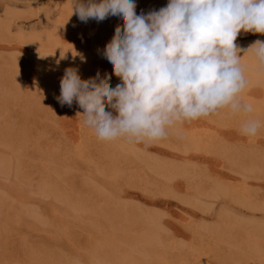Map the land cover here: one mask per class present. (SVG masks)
Listing matches in <instances>:
<instances>
[{
    "label": "rangeland",
    "instance_id": "obj_1",
    "mask_svg": "<svg viewBox=\"0 0 264 264\" xmlns=\"http://www.w3.org/2000/svg\"><path fill=\"white\" fill-rule=\"evenodd\" d=\"M73 3L0 0V25L11 28L0 41V159L8 161L0 168V194L8 202L0 206V264H117L102 244L113 232L128 244L154 234L166 264H264V253L246 243L247 236L264 233V111L221 109L176 124L150 144L99 140L83 124L75 100L71 107L58 100L69 67L85 80L99 72L111 75V87L120 83L107 59L89 46L95 24L66 20L78 18ZM122 23L116 17L103 36L113 37ZM73 35L60 47L31 42ZM258 39L264 35L242 31L236 44L246 50ZM76 52L89 55L91 66ZM241 98L262 109L264 86L249 85ZM249 118L261 121L254 137L240 130ZM222 186L229 191H217ZM148 217L154 227L147 226ZM135 250L134 260L150 264Z\"/></svg>",
    "mask_w": 264,
    "mask_h": 264
},
{
    "label": "clouds",
    "instance_id": "obj_2",
    "mask_svg": "<svg viewBox=\"0 0 264 264\" xmlns=\"http://www.w3.org/2000/svg\"><path fill=\"white\" fill-rule=\"evenodd\" d=\"M136 8L135 0L73 3L72 15L81 22L123 20L103 50L119 84L111 87L107 73L82 79L73 67L60 80L59 102L71 107L75 100L83 124L99 140L150 144L166 138L176 124L221 109L253 111L241 98L249 82L238 54L251 53L264 71V41L245 50L236 40L242 31L264 35V0H168L139 15ZM261 126L249 118L240 130L254 137Z\"/></svg>",
    "mask_w": 264,
    "mask_h": 264
},
{
    "label": "bare ground",
    "instance_id": "obj_3",
    "mask_svg": "<svg viewBox=\"0 0 264 264\" xmlns=\"http://www.w3.org/2000/svg\"><path fill=\"white\" fill-rule=\"evenodd\" d=\"M135 2H136V5H137V8H136V11H138L137 12V14L139 15V14H141L142 12L143 13H148L149 11H152V10H159L161 7H164V6H166L167 5V3H168V0H135ZM73 19L71 20L70 18L69 19H66L67 21H69V22H71L70 24H72V21H73V23H75L76 21H78L79 20V18H75V17H72ZM115 18H116V16H110V17H108V18H106L105 20H103V21H100V22H97L96 20H94V19H90V21L92 22V23H94L93 25L96 27L95 29L96 30H94V33H93V35H92V41H91V44L89 45L90 46V48L91 49H93L94 50V53H97L96 55L97 56H99V55H102L103 56V50H104V48H105V46H106V44L111 40V38H112V36H103L104 34H102V30H105L104 29V27H106V25L107 24H109V23H111V21L113 22V20H115ZM1 22V21H0ZM91 22H90V25H91ZM116 24V23H115ZM3 25H5V24H3ZM111 25V24H110ZM7 26V25H6ZM3 27L2 25H0V41H1V39L3 38V36L5 35H8V34H10L11 33V28L10 27ZM108 26V25H107ZM86 27V26H85ZM78 28V27H77ZM76 28V29H77ZM88 27H86V29H87ZM81 29V28H80ZM90 29V28H89ZM88 29V30H89ZM91 29L93 30L94 29V27L92 28L91 27ZM90 29V30H91ZM71 30V29H70ZM75 30V29H74ZM88 30H86L87 32H88ZM79 31V30H78ZM77 31V33H79ZM85 30L83 31V32H85V33H87ZM75 32V31H74ZM73 37H74V35L73 36H66V37H57V38H52V37H50L49 39H47V40H41V39H34V40H32L31 42H33V43H35L34 45H36V43H38V46H40L41 45V47H42V45L44 44V42H49V41H54L55 43H56V45H59V47L65 42V41H67V40H69V39H73ZM4 39V38H3ZM7 39H8V37H7ZM30 42V43H31ZM52 43V42H51ZM48 44H50V43H48ZM48 46V45H47ZM63 46H65V45H63ZM73 46V45H72ZM34 47V46H33ZM74 47V46H73ZM78 48V47H77ZM74 49V48H73ZM243 49H245V48H243ZM76 53H78V54H80V56H81V59H80V61L82 62V64L83 65H87V66H91V59H90V56L88 57V56H83V54L81 55V53L80 52H76ZM86 54V53H85ZM238 55H240L241 56V58H242V60H241V63H242V65L245 67V75H246V77H247V79H248V86L249 85H251V84H253V83H259V84H262V86H264V71H262L260 68H259V66H258V63H257V61L255 60V58H254V56L251 54V53H247V54H245L244 56H243V54L241 55V52L238 54ZM101 56V57H102ZM248 88V87H247ZM246 88V89H247ZM245 89V90H246ZM253 111H264V106L262 107V109L261 108H253ZM7 162L8 161H4V160H2V159H0V168L3 170V166L5 165L6 166V164H7ZM7 166H8V164H7ZM6 168V167H5ZM7 170V169H6ZM178 174V173H177ZM198 188V187H197ZM200 188V187H199ZM197 190V189H196ZM200 190V189H199ZM198 191V190H197ZM217 191H229L228 189H226V187H219L218 189H217ZM246 190L245 189H238V194L239 195H241L242 196V198H247V199H249L250 198V196L248 195L249 193H247V192H245ZM236 192V191H235ZM234 192V193H235ZM203 193V192H202ZM197 194H199V192H197ZM201 194V193H200ZM0 195H3L2 196V198H0V206L1 205H6L8 202H7V197L5 198L4 197V193L3 194H0ZM202 195V194H201ZM200 196V195H199ZM240 196V197H241ZM248 196H249V198H248ZM9 198V197H8ZM85 209V208H84ZM56 212V211H55ZM54 212V213H55ZM112 212V211H111ZM115 212V211H114ZM55 214H57V213H55ZM54 214V216H56ZM58 215V214H57ZM113 216H114V214H113ZM120 216V215H119ZM188 216V215H187ZM112 217V216H111ZM122 219H123V217H125V219H126V216L125 215H123V217H122V215L120 216ZM113 218V217H112ZM150 218V219H149ZM191 218V217H190ZM128 219H131V218H128ZM153 219V218H152ZM151 219V217H148V219H145L146 221H149L150 220V223L149 222H147L149 225H147V226H149L150 228H151V226L154 224V219L152 220ZM127 220V219H126ZM145 220H144V223H145ZM155 221H156V219H155ZM190 221V220H189ZM143 222V221H142ZM143 223V224H144ZM152 223V224H151ZM146 224V223H145ZM151 225V226H150ZM153 227H154V225H153ZM159 227V226H158ZM225 227V228H224ZM223 228V230H225V229H227L226 227V225L224 226ZM244 227V226H243ZM258 227V226H257ZM229 228V227H228ZM131 229V228H130ZM219 229L221 230V228L219 227ZM252 229V228H251ZM260 229V228H259ZM132 230V229H131ZM148 230V229H147ZM222 230V231H223ZM256 231H257V229H255ZM262 230V229H261ZM263 230H264V228H263ZM262 230V231H263ZM127 231H128V228H127ZM148 231H150V230H148ZM161 231V230H160ZM117 232V231H116ZM225 231H223V233H224ZM258 232V231H257ZM114 234H112L110 237H106L105 238V240H104V242L105 243H102L103 244V249H105V254H107V256H109L110 257V259H114V258H117V259H119L122 263H124V264H140V261L138 262L137 260H134L132 257H131V255H130V251L131 250H135V249H137L138 251L140 250L141 252H139L143 257H144V255H145V257H144V259L147 257L149 260H148V262L150 261V264L152 263V262H157V263H161V264H166V262H167V260H166V258H165V253L162 251V252H156V250H155V242H156V244H158L159 243V241L156 239V236L153 234V235H148V236H146V235H141L140 236V234H139V236H140V238H135L136 239V241L133 243V242H131L130 244H128V243H126V238H125V241H123V238L122 239H119V240H121V241H123L124 242V244L126 245L127 244V246H128V249H129V251H127V252H129V254L127 253V252H125L126 251V249H124L123 250V248L121 247L122 245L120 244V243H118V239H117V237H116V234H115V232H113ZM128 233H130V231H128ZM146 233V232H145ZM222 233V234H223ZM226 233V232H225ZM224 233V234H225ZM250 233H252V231L250 232ZM263 233V232H262ZM262 233H254V234H251V235H249V236H247L246 237V243H247V245H249V246H251V248L253 247L254 248V251H256L258 254H260L261 252L262 253H264V249H262L261 247L262 246H260V241H262V239H264V233L262 234ZM124 234V233H123ZM217 234H218V232H217ZM219 234H220V231H219ZM119 235V234H118ZM126 235V234H125ZM129 236V235H128ZM138 236V235H137ZM221 236V235H220ZM219 236V237H220ZM231 236H232V234H231ZM223 237V236H222ZM221 237V238H222ZM224 238V237H223ZM233 238H235V237H232V239ZM130 239H131V237H130ZM239 239V238H238ZM160 240V239H159ZM222 240H224V239H222ZM231 240V239H230ZM241 240V239H240ZM121 241H119V242H121ZM155 241V242H154ZM164 241V240H163ZM235 241H237V240H235ZM158 242V243H157ZM161 242V241H160ZM225 242V241H224ZM167 243V242H166ZM229 244H230V242H228ZM241 243H243L242 241H241ZM120 244V245H119ZM160 244L161 243H159V245L158 246H160ZM165 244V243H164ZM170 245L172 244V243H169ZM234 244V243H233ZM239 243H237L236 245L239 247V245H238ZM263 244H264V242H263ZM231 245V244H230ZM235 245V246H236ZM243 245V244H242ZM140 246H141V249H138V247L140 248ZM162 246V245H161ZM175 246V245H174ZM234 246V247H235ZM236 246V247H237ZM100 247H102V245L101 246H98V248H100ZM170 247V246H169ZM235 247V248H236ZM237 247V248H238ZM98 248H97V250H95L94 252L96 253V256L98 257V256H102V254L100 253L101 251L103 252L104 250H101L100 252L98 251ZM161 248V247H160ZM166 248H167V246H166ZM171 248H173L172 246H171ZM178 248V247H177ZM249 248V247H248ZM174 249H176V248H174ZM164 250H165V248H164ZM253 250V249H252ZM136 251V250H135ZM134 251V252H135ZM138 251H136V252H138ZM171 251V250H170ZM133 252V253H134ZM135 252V253H136ZM139 253H137L138 254V256L140 255ZM101 254V255H100ZM115 255H117L118 257H111V256H115ZM140 255V256H141ZM90 254L87 256L89 259H91L92 260V258H90ZM103 257V256H102ZM105 257V256H104ZM264 259V257H261L260 259ZM116 259H114V260H111V261H114V262H118L119 263V260L118 261H115ZM141 260H143V259H141ZM137 261V262H136ZM181 261V260H180ZM187 261V260H186ZM181 262H183V261H181ZM188 262V261H187ZM117 263V264H118ZM185 263V262H184ZM120 264V263H119ZM143 264V263H142ZM187 264V263H186Z\"/></svg>",
    "mask_w": 264,
    "mask_h": 264
}]
</instances>
